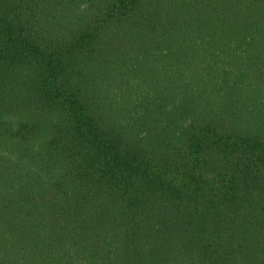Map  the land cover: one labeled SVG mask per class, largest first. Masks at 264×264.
<instances>
[{"label":"trees","instance_id":"16d2710c","mask_svg":"<svg viewBox=\"0 0 264 264\" xmlns=\"http://www.w3.org/2000/svg\"><path fill=\"white\" fill-rule=\"evenodd\" d=\"M0 264H264V0H0Z\"/></svg>","mask_w":264,"mask_h":264}]
</instances>
